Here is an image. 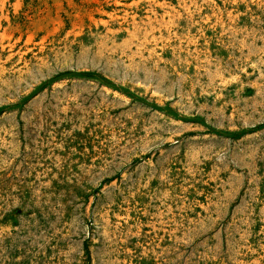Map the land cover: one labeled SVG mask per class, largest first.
I'll return each mask as SVG.
<instances>
[{
	"label": "rangeland",
	"instance_id": "obj_1",
	"mask_svg": "<svg viewBox=\"0 0 264 264\" xmlns=\"http://www.w3.org/2000/svg\"><path fill=\"white\" fill-rule=\"evenodd\" d=\"M0 264H264V0H0Z\"/></svg>",
	"mask_w": 264,
	"mask_h": 264
}]
</instances>
